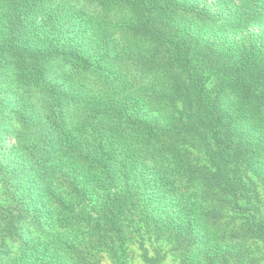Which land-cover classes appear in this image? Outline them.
<instances>
[{"label":"trees","instance_id":"obj_1","mask_svg":"<svg viewBox=\"0 0 264 264\" xmlns=\"http://www.w3.org/2000/svg\"><path fill=\"white\" fill-rule=\"evenodd\" d=\"M0 19V264L264 243V0H0Z\"/></svg>","mask_w":264,"mask_h":264},{"label":"rangeland","instance_id":"obj_2","mask_svg":"<svg viewBox=\"0 0 264 264\" xmlns=\"http://www.w3.org/2000/svg\"><path fill=\"white\" fill-rule=\"evenodd\" d=\"M206 1L208 0H202V4H206ZM210 1H214V0H210ZM0 22H1V19H0ZM188 22H191V21H188ZM65 26L68 29V33L66 34H70L72 38H75V36H72V35L79 34L78 24L73 22V20L68 21V24H66ZM261 29L264 30V25L261 27ZM196 34L197 33H194L193 36H196ZM80 39H82V37H80ZM210 46L212 45H209L208 41L202 40L201 37L194 38L193 47L197 51L195 54L196 63L203 62L205 58V55L203 54V49L204 47L206 49H209ZM5 60H6L5 56H2L1 54L0 64H2L1 65L2 70H5L10 65L8 62H5ZM211 77L212 79L214 78L213 75ZM7 142L14 143V140L10 138L7 140ZM257 183H258L257 187H253L252 190L255 194H257L258 199H261L259 203H262V205H264V181L258 180ZM255 246H258V248L255 250H252L253 252H249L247 254H241L238 257H235L232 260V263L234 262V264H264V243H261L259 245L257 243L255 244Z\"/></svg>","mask_w":264,"mask_h":264}]
</instances>
